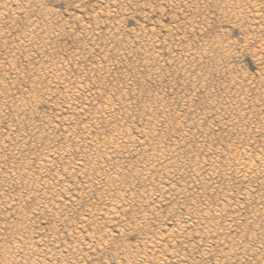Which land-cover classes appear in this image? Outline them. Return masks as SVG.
Instances as JSON below:
<instances>
[{"label":"rangeland","instance_id":"374dc122","mask_svg":"<svg viewBox=\"0 0 264 264\" xmlns=\"http://www.w3.org/2000/svg\"><path fill=\"white\" fill-rule=\"evenodd\" d=\"M23 1L0 0V114L2 113V115H0V160L3 159L0 161V163L2 162V165L0 166V248H2L0 251L4 250V252H0V258L2 257L0 259V264H30V262L34 264L39 260H41L42 262L39 261L41 263L38 262V264H47L49 262V258H51L52 260L53 253L56 252V250L60 254L57 252L54 254L55 260L53 258V261H57V263L50 261V263L52 264H73V262L74 264H148L149 262L150 264H218V262L219 264H241L242 262H244L245 264H264V257H261L264 256V243H262L264 241V211L262 209V204L264 203V201H260L264 200V197H262L264 196L262 195L264 193L261 192L262 190L264 192V189L258 187V182L254 178L242 183L234 177V174H232L234 173V169L229 170L230 172L226 170L228 168L227 163H233L235 159L234 156H236L237 158L240 154H242L243 150H245L247 153L249 152L248 155H251L253 158L257 154L261 155L260 150L264 151V142H262L264 141V132H260L264 131V0H242L241 2L240 0H237V2H240V4L238 3V9L240 11L236 8L237 6L235 7V5L237 4L234 1L236 0H36L37 2L34 1V3H30L28 5H26L27 3ZM226 2L228 3V6ZM232 2H234L235 5L231 4ZM229 3L231 5H229ZM222 4L224 7L226 6L225 10ZM244 4L246 6H244ZM16 5H18V7ZM230 6H234L231 9L234 10L235 13L234 11L232 12L231 9H229L231 10V12L229 10L227 11ZM243 8H247V10H243ZM241 10L243 11V13H241ZM233 14H235L236 16H233ZM31 30L32 33L30 32ZM34 33L36 36L34 35ZM31 34V43L22 42V38L24 35L27 36ZM221 50H224L223 53ZM186 55L190 56L189 59ZM11 65L13 66V69H10V67L12 68ZM57 67H59V69ZM52 71H54L53 74L55 75L51 73ZM78 88H82V90ZM73 90L79 91L80 94L78 96L75 95V92ZM20 96L22 97V99L20 98ZM105 99L110 100H108L107 103L109 105L111 104V106L109 107H112V112L109 111L101 114L96 108H101L103 102L104 104H106ZM244 102L246 104H243ZM19 103H23V107L20 109L18 107ZM104 104L103 107L105 106ZM161 104L162 107L160 106ZM78 108L79 110H77ZM148 108L151 110H149ZM161 108L163 110L162 112ZM127 112L129 113L127 114ZM70 113H73L72 116ZM113 115L115 117L112 118ZM108 118L112 119L109 121ZM114 119L116 122L114 121ZM106 120L109 123L106 122ZM230 120H232L230 122L231 124L228 123ZM258 124L260 127L258 126ZM125 130L128 131L127 133H129L130 137L128 136L126 139L124 138V141H121L123 140V137L120 138L121 134L123 135ZM142 132L143 136L141 135ZM155 133L156 135H154ZM151 135H154L155 137ZM116 137L120 138V148L119 150L117 149L116 153L111 155L113 156L110 157L111 161H105L103 163L104 165L106 164L105 166L108 169L104 165H102V162H99L96 165L98 170L105 168L103 170H108L109 172H111L112 169L120 170L121 168L120 171L122 175L120 176H122L124 179L122 177H119L118 187L115 188L120 192L114 190L115 194H113V192L110 191L109 195L113 194L112 196H115L118 192L122 193L121 191L127 189V193H125L127 196H130L132 194V196L130 197L136 196L135 198H137V200H143L144 202H149L150 204H148L149 206H147V208H143L141 206L139 207V204H141V202H138L135 198H133L135 200H133L134 205H132L134 206L133 210L135 211L131 210L133 206L131 209H127L129 212L126 210V208H124L127 212L125 211L121 214L119 213L115 220H108L107 218H105L106 216H104V214L101 212L103 211L105 213L109 207L106 202V197L109 196L108 193L105 194V196L101 195L100 197V193L102 194L101 189H97L100 192L98 191L96 193L99 194L95 193V191H97L96 189L93 190V193L88 192V190L84 187L82 188V186H85L84 183L90 180L89 177V179L81 178L78 174L70 176L71 174H64L63 169L66 167L68 168V170L70 169L69 172L73 173L74 170L76 171L78 165L80 167H86L85 169L91 167V164H93L92 161H94L93 159L96 155L94 154L93 147L90 146L93 145L92 142L94 143V141H96L98 143H96L95 145H99L103 144L104 141H110V139L115 138L116 140ZM139 138L142 139V141ZM259 139L261 140V142H259ZM7 142H9L10 145L8 144L7 146ZM152 144H155L156 147ZM250 144L252 147L250 146ZM5 145L6 147L10 146L12 148L10 149L3 147ZM150 145L151 147H149ZM175 145H177L179 148ZM157 146H163L164 148H166L164 149ZM88 147L90 148V150ZM231 147H234L235 149H233L232 151ZM67 148H70L71 151L69 150L66 156H62L58 153L66 150ZM155 148L157 150L160 148L159 151H163L165 153V156L169 158L168 161H170L171 158V162L176 163L175 165L173 164V166L170 167L173 170L169 169L168 171H165L163 169H160L161 167L159 168L157 166L155 169L156 171L154 172L156 174L154 175L153 173V175L155 176L153 182L151 181V178H149V180L152 182L151 184L149 180L145 182L143 180H139L140 178H138V180L134 179L132 173L137 171V169H142L143 165H147V163L152 164V162L148 159L150 157L149 155L152 153V150ZM173 149L177 152L174 153V158H172L173 156L170 154ZM229 149L232 153H230ZM16 150L17 153H15ZM144 150L147 151L143 152ZM55 151L57 152L55 153ZM179 151H181V154L184 152L182 154L183 158H180L182 156L181 154H179ZM166 152L169 153L166 155ZM19 153L20 155H18ZM14 154H16V156ZM98 154H102V152ZM115 154H117V157L115 156ZM227 155L228 157H226ZM12 156L15 159H12ZM43 157L50 159L49 166H51V169L48 166L45 167L46 169H48V172L46 169L41 171V173H44L46 177L40 173V169L39 167H37L40 165ZM191 157L193 158L191 159L193 163H191ZM216 157H218V159ZM186 158L189 161H185ZM201 158L203 159L201 160ZM216 159L218 161H216ZM13 160L16 161L14 164L12 163ZM101 160L104 159L102 158ZM193 160H197L198 162H200H196L199 165L196 164ZM23 161L24 163L27 161V164L25 163L26 165H23ZM205 162L207 163V165L205 164ZM4 163L5 165H3ZM94 163L96 162L94 161ZM155 163L153 164L155 165ZM187 163L191 168L187 166ZM190 163L192 164V166ZM194 163L195 165H193ZM64 164H66V166ZM110 164H113L112 167H110ZM177 165L179 169L176 167ZM218 165L220 167H217ZM2 166L4 167L2 168ZM147 166H149V164ZM183 166L184 168L187 167L185 168L187 170L182 168ZM203 166L205 167V169H203ZM224 166L227 168H225ZM207 167H209L210 169H208ZM132 168H134V171L131 170ZM174 168L177 169L175 170ZM194 168L199 171L197 174L193 172ZM188 169H191L192 172H190ZM201 169H203V171L205 170L206 172L204 171L205 173H203ZM211 169L215 172H211ZM179 170L182 171L180 172ZM183 170L185 171L183 172ZM21 172L23 173L21 174ZM46 172L48 174H46ZM166 172L167 175H165ZM225 172L228 173L226 174ZM126 173L130 178L126 176ZM206 173H208L209 177ZM56 174L60 175V180H57L55 182L56 179L53 180V178H55L54 175ZM157 174L159 175L158 177ZM161 174L163 176H161ZM211 174H213V176ZM11 175L14 177H12ZM20 175H23V177H21ZM200 175L203 176L201 177ZM42 176H44L45 178ZM205 176L207 177L204 178ZM210 177L212 178L210 179ZM38 178L44 181H41ZM131 178H133L134 181H132L133 179L131 180ZM160 178L161 180L164 179L163 182H165V180H167L166 182L168 183L171 182V184L175 187V190H181L183 194L186 195L187 199H184L183 201L180 200V202H183L182 204H184V206L186 207L182 206V204L179 203V201H177L174 196H170L167 199H164L165 201H162V203H164V206L156 202V199L159 195L158 192L155 193L154 189L155 185L157 184V180H159ZM198 178L199 180H197ZM21 179L22 181L24 180L23 183ZM28 179L32 182H29ZM47 179L51 181L49 182ZM82 179H84V181ZM120 179L122 181H120ZM13 180L14 184L12 183ZM62 180L65 181L63 182ZM15 181H17L19 185L17 184V182L15 183ZM92 181L95 182L94 180ZM8 182H10L11 184ZM27 182L31 183L32 185H29V183ZM44 182L51 183L52 185L50 186L53 189H51L50 187L49 189L51 190H47V192L45 189H42L44 185L41 184H44ZM122 182H124L125 184ZM139 182L142 184L138 186V184H140ZM24 183L28 185L26 186ZM57 183L61 185L59 186L60 188L57 187ZM134 183L135 185H133ZM15 184L18 186H16ZM122 185H124L125 188ZM29 186L31 187L28 189ZM103 186L104 185L102 184L100 187L103 188ZM130 186H132L133 188H130ZM182 186L183 188H181ZM189 186L191 189L188 188ZM194 186L196 187V189L194 188ZM253 186H257V188H253ZM11 187L13 190L11 189ZM33 187L34 190L38 193L33 192ZM8 188H10L9 192ZM187 188L188 192L183 190H187ZM131 189L134 191H132ZM138 189H140L141 191ZM142 190L146 194H144ZM40 191H42L41 193H43L44 196L40 193ZM58 191L62 196L58 194ZM129 191L131 192L128 193ZM246 191L251 196L249 197V200L247 198L249 195H246ZM24 192L26 195L24 194ZM64 192H66V195L71 194V196H68L71 198L68 199ZM79 192L80 194H78ZM242 192H245L246 196L243 195L244 193ZM257 192H260L261 195L259 194L258 196ZM33 193L38 194V200H36L37 197ZM50 193L51 196L49 197ZM52 193L54 194V196H52ZM138 193L139 195H141V197L138 195ZM149 193L152 196L148 195ZM86 194L87 196H85ZM201 195L203 197L206 195V197L203 198ZM256 195L258 198L256 197ZM1 196L3 197L1 198ZM78 196L80 197L77 198ZM83 196L85 197L83 198ZM242 196H244V198ZM23 197L25 198L23 199ZM48 197L50 200L48 199ZM72 197L74 198L76 204L72 201ZM192 197H194V200H192ZM259 197H261V199H259ZM6 199L8 200V202H6ZM98 199L102 200L100 201ZM145 199H147V201ZM224 199H228L229 203L226 204V201H224ZM257 199L259 202H261V204L258 205ZM3 200L5 201L3 202ZM76 200H78V202H76ZM211 200L213 201L212 203ZM63 201L65 202L64 204ZM40 202H44V205ZM71 202L74 204H72ZM185 202L186 204H188L186 205ZM2 203L7 204L1 207L3 205ZM127 203V201L124 202L125 205ZM221 203H224L223 205L226 204L222 208L223 211L219 215L220 217H224H221V219L214 212H211V214L214 213L212 214L213 217H211L212 215L208 212L210 214L211 220H207L208 223H211V225L215 223V219L218 220H216V223L218 224L220 230H218V227L216 230H218L219 232L223 230V232L221 233L222 235L219 234L221 235V238L218 235L217 237L220 240L218 238L212 239L211 237H205V234L203 233L205 228L195 221L196 216H194L193 211L196 209L198 213L201 212L200 215H203V211H214V209L219 207ZM10 204L16 206H14L16 208V211ZM38 205L41 207H38ZM137 205L140 209L137 208ZM200 205L201 207H199ZM255 206H257L258 208ZM187 207L190 208L188 211L186 210ZM47 208L49 209L47 210ZM52 208H54V210H52ZM254 208H256V210L258 211L257 213H260L259 218L262 217L261 219H259L258 217V219L256 218L255 215H257V213L253 212ZM19 209L21 211H19ZM248 209H251V211ZM58 210L59 213L56 212ZM150 210H153V212ZM256 210L254 209V211ZM3 211L5 213H3ZM52 211L54 212V214H52ZM149 212H152L153 214L151 213L150 215H148ZM90 213H92L93 215H98L93 216ZM88 214H90V216ZM251 214L253 215V217ZM55 215H57L58 217ZM59 215L61 219H63V221L60 220ZM120 215L121 217L119 218ZM139 215L141 216L139 217ZM92 216L94 218H92ZM66 217L68 218V220L64 219ZM143 217L145 220L143 219ZM233 217H235L236 220H233L234 223L231 224H234L232 226H234V229L236 231L232 226L230 228H232L234 232L232 231V229L230 230V228H227V225L230 224V222H227V218L228 220H230ZM247 218H252L253 221ZM92 219L95 221H93ZM255 219L257 221L253 223ZM54 220L58 221L54 223ZM83 220L86 222L83 223ZM222 220L226 221L222 222ZM192 221L195 223L194 225L192 224ZM211 221H213L214 223H212ZM62 222H65L64 226ZM119 222H121V224ZM187 222L188 229L187 231L185 230L186 232H178V237H176V239L166 237L167 235H169L168 233H170V230L176 231L178 228L177 226L181 225L182 228V225H187ZM240 222H242L243 224H240ZM17 223L21 224V226ZM117 223H119L120 225ZM252 224H255V228ZM83 225L85 226V228ZM114 225H116L117 228H115L116 226ZM236 226L239 228H237ZM68 230L70 231L68 232ZM228 230L231 231V233ZM15 232L18 235L15 234ZM198 232L199 234H197ZM227 232L230 235H228ZM92 234H94L93 236L95 238L92 236ZM37 235L40 237H37ZM55 235L57 237H55ZM89 235L92 237L90 238ZM104 235H106L107 237ZM161 235L163 236V240L160 238ZM224 235H227L225 239H223ZM175 236L176 234H174V237ZM247 236L250 238V240ZM22 237L24 239H22ZM201 237L204 240H202ZM13 238H17L16 241L18 242L21 241L24 244H30L29 249L31 251L27 249L28 251L23 254V250H19V252L17 253L11 250V247L13 245L11 243H14L15 241V239ZM38 238L40 240H46L47 244H40L41 242H45H43V240L40 241ZM156 238H159L161 240L159 241V239L157 240ZM231 238H233V240ZM238 238L244 239V241ZM253 238L254 240H256L254 241ZM89 239H91L92 241H90ZM251 239L254 243L251 241ZM24 240H26V242ZM108 241L110 244L108 243ZM149 241H152L153 243L151 242L150 244H148ZM233 241H238L239 243H234ZM35 242H38L39 244ZM71 243L73 245H71ZM185 243H188V245ZM55 244L56 246L59 244V246L56 247ZM84 244L88 247H85ZM60 245L62 246V248H60ZM149 245H152V248ZM159 246L162 247L160 248ZM238 246L241 248L239 249ZM54 247H56V249ZM141 247L143 248L141 249ZM234 248L237 250H235ZM246 248L249 251H247ZM243 249L245 250L244 255L240 253ZM20 251L22 252L21 254ZM225 251H227V253ZM231 251L234 254L231 253ZM237 251H239V253H236ZM256 251H258V253ZM39 252L43 255L45 253V255L41 256L42 254H40ZM13 253L14 256H12ZM248 253L250 256L248 255ZM46 254H49V257L46 256ZM19 255L22 256L20 257ZM27 255H30V257L28 258ZM204 255H206V257ZM17 256H19V258ZM159 256L161 258H159ZM169 256H171V258H169ZM234 256L235 258H233ZM23 257L27 260L23 259ZM45 258L47 262L45 261ZM237 258L240 260H238ZM222 259L225 262L222 261ZM19 260L21 261L19 262ZM247 260H249V262H247ZM33 261L35 262L33 263ZM44 261L46 263H43Z\"/></svg>","mask_w":264,"mask_h":264},{"label":"bare ground","instance_id":"6f19581e","mask_svg":"<svg viewBox=\"0 0 264 264\" xmlns=\"http://www.w3.org/2000/svg\"><path fill=\"white\" fill-rule=\"evenodd\" d=\"M23 0H21V2H22ZM34 1L35 2H37L36 0H24L23 2H26L27 4L26 5H28V4H30V3H34ZM39 1V0H38ZM242 0H240V2H241ZM257 1V0H256ZM234 2H236V4L237 5H235L234 4ZM234 2H232L231 4H234L235 5V7L238 9V5L240 4V2H237V0L236 1H234ZM239 3V4H238ZM255 3V2H254ZM260 3V2H259ZM263 3V2H262ZM9 4V3H8ZM21 4H23V3H21ZM25 4V3H24ZM226 4H227V6H228V3L226 2ZM230 3H229V5H231ZM247 4V3H246ZM256 4V3H255ZM258 4V3H257ZM261 4V3H260ZM26 5H24V6H26ZM34 5V4H33ZM224 5H225V3H224ZM252 5V4H251ZM264 5V4H263ZM17 7H18V5H16ZM30 6V5H29ZM29 6H27V7H29ZM222 6H223V4H222ZM244 6H246L245 4H244ZM254 6V5H253ZM252 6V7H253ZM261 6V5H260ZM224 7V6H223ZM234 7V6H233ZM232 6H230V8H228L227 9V11L229 10V9H231V8H233ZM241 7H242V5H241ZM240 7V8H241ZM20 9V8H19ZM221 9V8H220ZM223 9V8H222ZM226 9V6L224 7V10ZM236 9V10H237ZM246 10H247V8H245ZM244 8H243V10H245ZM232 10V9H231ZM231 10H229L230 12H231ZM239 10V9H238ZM234 10H232V12H233ZM240 11V10H239ZM239 11H238V15H239ZM242 11V10H241ZM6 12V11H5ZM18 12V11H17ZM246 12V11H245ZM228 13V12H227ZM234 13H235V11H234ZM241 13H243V11L241 12ZM229 14V13H228ZM231 14V13H230ZM236 14H237V12H236ZM235 14H233V16H234ZM237 15V16H238ZM241 15V14H240ZM236 16V15H235ZM238 18V17H237ZM31 24V23H30ZM35 27V26H34ZM37 28V27H36ZM32 29V28H31ZM34 30V29H33ZM28 31V30H27ZM26 32V31H25ZM31 33H32V30L30 31ZM28 33V32H27ZM25 34V33H24ZM22 35H23V33H22ZM21 35V36H22ZM34 35H35V33H34ZM36 36V35H35ZM111 38V37H110ZM31 39H32V34L31 35H27V36H23V38H22V42H28V43H31L30 41H31ZM34 39V38H33ZM18 40H19V38H18ZM21 43V42H20ZM46 43V42H45ZM22 44V43H21ZM23 45V44H22ZM220 46V45H219ZM223 46V45H222ZM226 47H228V46H226ZM221 48H223V47H221ZM50 49V48H49ZM218 51V50H217ZM222 51V50H221ZM224 51V50H223ZM223 51H222V53H223ZM225 51H227V50H225ZM203 52V51H202ZM186 53V52H185ZM184 53V54H185ZM221 53V54H222ZM42 54V53H41ZM51 54V53H50ZM190 54H192V53H190ZM200 54V53H199ZM188 55V54H187ZM186 55V56H187ZM223 55V54H222ZM191 56H193V55H191ZM157 57V56H156ZM188 57V59H189V57L190 56H187ZM194 57H195V54H194ZM199 57V56H198ZM197 57V58H198ZM221 57V56H220ZM223 57V56H222ZM186 58V57H185ZM193 58V57H192ZM191 58V59H192ZM44 59V58H43ZM190 59V60H191ZM199 59V58H198ZM223 59V58H222ZM66 60V59H65ZM64 60V61H65ZM193 60V59H192ZM227 60V59H226ZM45 62V61H44ZM48 63V62H47ZM62 63V62H61ZM187 63V62H186ZM63 64V63H62ZM67 64V63H66ZM65 64V65H66ZM97 64V63H96ZM43 65V64H42ZM56 65V64H55ZM12 66V65H11ZM44 66V65H43ZM68 66V65H67ZM47 67V66H46ZM56 67V66H55ZM60 67V66H59ZM59 67H57L58 69H59ZM15 68V67H14ZM48 68V67H47ZM62 68V67H61ZM67 68V67H66ZM101 68V67H100ZM10 69H13V66H12V68L10 67ZM16 69V68H15ZM14 69V70H15ZM91 69V68H90ZM99 69V68H98ZM47 70H49V69H47ZM66 70V69H65ZM93 70V69H92ZM96 72V71H95ZM102 72V71H101ZM52 74L54 73V71H52L51 72ZM66 73V72H65ZM53 75H55V74H53ZM52 75V76H53ZM65 76V75H64ZM68 76V75H67ZM40 78V77H39ZM38 78V79H39ZM52 78V77H51ZM61 78V77H60ZM69 78V77H68ZM68 80V79H67ZM36 81V80H35ZM62 81V80H61ZM80 81V80H79ZM54 82V81H53ZM64 82V81H63ZM69 82V81H68ZM35 83V82H34ZM51 83V82H50ZM77 84V83H76ZM75 85V84H74ZM57 86V85H56ZM68 86V85H67ZM72 86V85H71ZM89 88V87H88ZM78 89H81L82 90V88H78ZM66 90V89H65ZM67 91V90H66ZM74 91V90H73ZM75 92V95H79L80 93H79V91H74ZM92 92V91H91ZM9 93V92H8ZM20 94V93H19ZM67 94V93H66ZM6 95V94H5ZM17 95V94H16ZM15 95V96H16ZM2 96V95H1ZM55 96V95H54ZM57 96V95H56ZM9 97V96H8ZM8 97H6V98H8ZM13 97V96H12ZM28 97V96H27ZM63 97V96H62ZM80 97V96H79ZM90 97V96H89ZM227 97V96H226ZM4 98H5V96H4ZM14 98V97H13ZM20 98L22 99V97L20 96ZM2 99V98H1ZM9 99H11V98H9ZM15 99V98H14ZM87 99H90V98H87ZM112 99V98H111ZM17 100H19V99H17ZM27 100V99H26ZM65 100V99H64ZM63 100V101H64ZM77 100V99H76ZM106 100V104H104V102L102 103V105H101V108H96L101 114L102 113H106V112H112L111 111V108L109 107V106H111V104L109 105L107 102H108V100L107 99H105ZM225 100V99H224ZM228 100V99H227ZM230 100H231V98H230ZM243 100V99H242ZM3 101V100H2ZM15 101V100H14ZM21 101H23V100H21ZM30 101V100H29ZM62 101V102H63ZM83 101H85V100H83ZM110 101V100H109ZM239 101V100H238ZM69 102V101H68ZM75 102V101H74ZM78 102V101H77ZM76 102V103H77ZM93 102V101H92ZM227 102V101H226ZM237 102V101H236ZM67 103V102H66ZM84 103V102H83ZM214 103H215V101H214ZM213 103V104H214ZM224 103V102H223ZM232 103V102H231ZM22 104V105H21ZM71 104V103H70ZM74 104V103H73ZM89 104V103H88ZM91 104V103H90ZM103 104L105 105L104 107H103ZM221 104V103H220ZM227 104V103H226ZM243 104H246L245 102L243 103ZM9 105V104H8ZM13 105V104H12ZM65 105V104H64ZM72 105V104H71ZM118 105V104H117ZM230 105V104H229ZM241 105V104H240ZM57 106V105H56ZM69 106V105H68ZM88 106V105H87ZM112 106H114V105H112ZM161 107H162V104L160 105ZM239 106V105H238ZM10 107V106H9ZM13 107V106H12ZM18 107H19V109L20 108H22L23 107V103H19L18 104ZM24 107H25V104H24ZM73 107V106H72ZM75 107V106H74ZM89 107V106H88ZM96 107V106H95ZM218 107H220V106H218ZM66 108V107H65ZM92 108V107H91ZM163 108H164V106H163ZM18 109V110H19ZM71 109V108H70ZM81 109V108H80ZM149 109V108H148ZM169 109V108H168ZM224 109V108H223ZM230 109H231V107H230ZM4 110V109H3ZM69 110V109H68ZM76 110V109H75ZM77 110H79V108L77 109ZM84 110V109H83ZM88 110V109H87ZM91 110V109H90ZM115 110V109H114ZM119 110V109H118ZM149 110H151V109H149ZM149 110H148V112H149ZM72 111H74V110H72ZM163 110H162V108H161V112H162ZM224 111V110H223ZM64 112V111H63ZM68 112V111H67ZM67 112H66V114H67ZM76 112V111H75ZM80 112V111H79ZM97 112V111H96ZM69 113V112H68ZM77 113V112H76ZM118 113H120V112H118ZM129 112H127V114H128ZM151 113V112H150ZM149 113V114H150ZM227 113V112H226ZM242 113V112H241ZM240 113V114H241ZM71 114V113H70ZM73 114V113H72ZM72 114H71V116H72ZM83 114V113H82ZM109 114V113H108ZM112 114V113H111ZM110 114V115H111ZM222 114V113H221ZM0 115H2V113L0 114ZM76 115V114H75ZM79 115V114H78ZM84 115V114H83ZM242 115V114H241ZM69 116V115H68ZM67 116V117H68ZM130 116V115H129ZM228 116V115H227ZM243 116V115H242ZM88 117V116H87ZM111 117V116H110ZM113 117H115L114 115L112 116V118ZM100 118V117H99ZM111 118V119H112ZM163 118V117H162ZM67 119V118H66ZM87 119H89V118H87ZM104 119H106V118H104ZM109 119V121L111 120L110 118H108ZM151 119V118H150ZM164 119V118H163ZM230 119H231V117H230ZM65 120V119H64ZM68 120H69V118H68ZM92 120V119H91ZM101 120H102V118H101ZM152 120H153V118H152ZM229 120V119H228ZM238 120V119H237ZM93 121V120H92ZM114 121H115V119H114ZM113 121V122H114ZM145 121H146V119H145ZM148 121V120H147ZM232 120H230L228 123H230ZM63 122H65V121H63ZM101 122V121H100ZM106 122H108L107 120H106ZM113 122H111V123H113ZM116 122V121H115ZM165 122V121H164ZM237 122V121H236ZM109 123V122H108ZM162 123V122H161ZM182 123V122H181ZM88 124V123H87ZM94 124V123H93ZM105 124H107V123H105ZM179 124V123H178ZM231 124V123H230ZM264 124V123H263ZM97 125V124H96ZM151 125H152V123H151ZM236 125V124H235ZM257 125V124H256ZM81 126V125H80ZM88 126V125H87ZM98 126V125H97ZM101 126V125H100ZM114 126V125H113ZM145 126V125H144ZM148 126V125H147ZM150 126V125H149ZM231 126V125H230ZM234 126V125H233ZM258 126H259V124H258ZM89 127H90V125H89ZM146 127V126H145ZM153 127V126H152ZM239 127V126H238ZM260 127V126H259ZM258 127V128H259ZM261 127H263V126H261ZM69 128V127H68ZM87 128V127H86ZM93 128V127H92ZM228 128V127H227ZM136 129V128H135ZM155 129V128H154ZM232 129V128H231ZM239 129V128H238ZM261 129V128H260ZM95 130H96V128H95ZM143 130V129H142ZM230 130V129H229ZM263 130V129H262ZM119 131V130H118ZM126 131V130H125ZM125 131H124V134L122 135L121 133H119V134H121V137L120 138H122L123 137V140H121V141H124V138L126 139L128 136H129V133H127L128 131H126V133H125ZM130 131V130H129ZM71 132V131H70ZM88 132V131H87ZM121 132V131H120ZM258 132V131H257ZM260 132H264V131H260ZM66 133V132H65ZM68 133V132H67ZM71 133H73V132H71ZM82 133V132H81ZM114 133V132H113ZM140 133H141V131H140ZM145 133V132H144ZM256 133V132H255ZM74 134V133H73ZM73 134H71V135H73ZM117 134V133H116ZM146 134V133H145ZM149 134V133H148ZM151 134V133H150ZM153 134V133H152ZM264 134V133H263ZM78 135V134H77ZM142 136H143V132H142V134H141ZM154 135H156V133L154 134ZM154 135H151V136H154ZM66 136V135H65ZM76 136V135H75ZM80 136V135H79ZM104 136V135H103ZM120 136V135H119ZM145 136V135H144ZM158 136V135H157ZM261 136V135H260ZM85 137V136H84ZM94 137H95V135H94ZM130 137V136H129ZM148 137V136H147ZM155 137V136H154ZM264 137V136H263ZM106 138V137H105ZM120 138H117L116 137V140H115V138L114 139H110V141H104L103 142V144H97V145H95L96 143H98V142H96V141H94V143L92 142V144L93 145H90V146H92L93 147V150H94V154H96L95 155V157H94V161L96 162V163H94V161H92L93 162V164H91L92 166L91 167H89V168H87V169H85L86 167H84V166H82V167H80L79 165H78V167H77V169H76V171L74 170V172L72 173V172H69V170H68V168H66L65 166H66V164H64L65 166V168L63 169V173L64 174H71L70 176H73L74 174H78L81 178H90V180H88V181H86L85 183H84V185L85 186H82V188L84 187L85 189H87L88 190V192H92L93 193V190H97V189H101L102 190V194L100 193V197H101V195L102 196H105V194H107L108 193V195H109V192L111 191V192H113V194H115L114 193V190L115 191H119L118 189H115V188H117L118 187V181H119V177L121 178L122 176H120V175H122L121 174V168H120V170L119 169H115V170H111V172H109L108 170H103V169H105V168H103V169H101V170H98V168H97V163H99V162H102V165H104L103 163L105 162V161H111L110 160V157H113V156H111L112 154H114V153H116V151H117V149L119 150V148H120ZM149 138V137H148ZM23 139V138H22ZM66 139V138H65ZM74 139H75V137H74ZM89 139V138H88ZM136 139V138H135ZM140 139V138H139ZM142 139H143V137H142ZM142 139H140L141 141H142ZM145 139V138H144ZM157 139H158V137H157ZM7 140V139H6ZM76 140H78V139H76ZM91 140V139H90ZM102 140V139H101ZM119 140V141H118ZM127 140H129V139H127ZM147 140V139H146ZM150 140V139H149ZM154 140V139H153ZM260 140V139H259ZM264 140V139H263ZM81 141V140H80ZM87 141V140H86ZM134 141V140H133ZM151 141V140H150ZM256 141V140H255ZM129 142V141H128ZM127 142V143H128ZM144 142H145V140H144ZM259 142H261V140L259 141ZM262 142H264V141H262ZM2 143V142H1ZM80 143V142H79ZM100 143H102V142H100ZM147 143H149V142H147ZM156 143V142H155ZM162 143V142H161ZM178 143V142H177ZM4 144V143H3ZM8 144H9V142H7V146H8ZM26 144V143H25ZM89 144V143H88ZM129 144V143H128ZM138 144V143H137ZM142 144V143H141ZM140 144V145H141ZM146 144V143H145ZM144 144V145H145ZM203 144V143H202ZM254 144V143H253ZM255 144H256V142H255ZM258 144V143H257ZM10 145V144H9ZM13 145H14V143H13ZM24 145V144H23ZM82 145H84V144H82ZM143 145V146H144ZM152 145H154L155 146V144H152ZM204 145V144H203ZM169 146V145H168ZM167 146V147H168ZM175 146H177V145H175ZM237 146V145H236ZM239 146V145H238ZM249 146V145H248ZM250 146H251V144H250ZM1 147V146H0ZM3 147H6V145L5 146H3ZM2 147V148H3ZM14 147V146H13ZM22 147V146H21ZM83 147V146H82ZM87 147V146H86ZM149 147H151V145L149 146ZM148 147V148H149ZM153 147V146H152ZM156 147V146H155ZM157 147H162V148H164L163 146H157ZM178 147V146H177ZM177 147H176V150H177ZM202 147V146H201ZM252 147V146H251ZM260 147H262V146H260ZM6 148H12V147H6ZM17 148V147H16ZM50 148V147H49ZM71 148V147H70ZM70 148H67L66 150H61L62 152H58L60 155H67L68 154V152H69V150H70ZM76 148H78V147H76ZM89 148V147H88ZM122 148V147H121ZM146 148V147H145ZM166 148V147H165ZM164 148V149H165ZM179 148V147H178ZM209 148H211V147H209ZM232 149V151H233V149H235L234 147H231ZM255 148V147H254ZM1 149V148H0ZM5 149V148H4ZM19 149V148H18ZM17 149V150H18ZM23 149V148H22ZM25 149V148H24ZM86 149V148H85ZM84 149V150H85ZM150 149V148H149ZM172 149V148H171ZM170 149V150H171ZM182 149V148H181ZM180 149V150H181ZM240 149V148H239ZM239 149H236V150H239ZM245 149V148H244ZM8 150V149H7ZM17 150H16V152L15 153H17ZM49 150V149H48ZM89 150H90V148H89ZM108 150H111V151H108ZM160 150V148L157 150L156 148L155 149H153L152 150V153L149 155L150 157H149V159L148 160H150L151 162H152V164H150V163H147V165L149 164V166H147V165H143V167H142V169H137V171H135L134 173H132L133 174V178L134 179H136V180H138V178H140L139 180H143V181H147V180H149V178H151V181L153 182V180H154V175L156 174V173H154L156 170V167L158 166L160 169H163V170H165V171H168L169 169L171 170L172 168H170L171 166H173V164L175 165L176 163L175 162H171V158H170V161H168L169 160V158H167L166 156H165V153L163 152V151H159ZM162 150V149H161ZM186 150V149H185ZM230 150V149H229ZM231 150H230V153H232L231 152ZM250 150V149H249ZM248 150V151H249ZM260 150V149H259ZM23 151V150H22ZM71 151V150H70ZM134 151H136V150H134ZM147 150H144L143 152H146ZM158 151H159V153H158ZM165 151H167V150H165ZM184 151V150H183ZM211 151V150H210ZM235 151V150H234ZM258 151V150H257ZM261 152V155L260 154H257V155H255L254 156V158L250 155H248V153L245 151V150H243L242 151V154H240L237 158H236V156H234V155H232V156H234L235 157V159H234V161L233 160H231V161H233V163H230V162H228V161H226V162H228L227 164H228V168L227 167H225V168H227L226 170L227 171H229V170H232V169H234L233 170V172L234 173H232V174H234V177L236 178V179H238V181L239 182H244V181H247V180H249V179H255V180H257V182H258V187H260L261 189H264V151L263 150H260ZM13 152V151H12ZM19 152V151H18ZM20 152H21V150H20ZM49 152V151H48ZM57 151H55V153H56ZM84 152V151H83ZM102 152V154H98V153H101ZM176 151L173 149V151H171V155L173 156H171L172 158H174V153H175ZM181 151H179V154H181L180 153ZM185 152V151H184ZM183 152V153H184ZM216 152V151H215ZM222 152V151H221ZM236 152V151H235ZM251 152V151H250ZM54 153V154H55ZM120 153V152H119ZM169 153V152H168ZM167 152H166V155L168 154ZM177 153V152H176ZM182 153V154H183ZM186 153V152H185ZM241 153V152H240ZM247 153V154H246ZM121 154V153H120ZM128 154V153H127ZM149 154V153H148ZM169 154V155H170ZM182 154H181V156H182ZM218 154V153H217ZM237 154V153H236ZM239 154V153H238ZM15 156H16V154H14ZM13 155V156H14ZM18 155H20V153L18 154ZM47 155V154H46ZM58 155V154H57ZM88 155V154H87ZM86 155V156H87ZM117 154H115V156H116ZM136 155V154H135ZM185 155V154H184ZM219 155H220V153H219ZM218 155V156H219ZM12 156V157H13ZM48 156V155H47ZM51 156V155H50ZM64 156V157H65ZM73 156V155H72ZM84 156V155H83ZM91 156V155H90ZM177 156V155H176ZM191 156V155H190ZM189 156V157H190ZM214 156V155H213ZM217 156V155H216ZM10 157V156H9ZM8 157V158H9ZM52 157V156H51ZM71 157V156H70ZM85 157V156H84ZM117 157V156H116ZM119 157V156H118ZM168 157H170V156H168ZM179 157V156H178ZM177 157V158H178ZM193 157V156H192ZM190 158V160L191 159H193V158ZM221 157V156H220ZM226 157H228V155L226 156ZM17 158V157H16ZM19 158V157H18ZM53 158H54V155H53ZM56 158V157H55ZM92 158V157H91ZM104 159V160H101V159ZM143 158V157H142ZM148 158V157H147ZM180 158H183V156L182 157H180ZM184 158H185V156H184ZM188 158V157H187ZM187 158H186V160L185 161H189V160H187ZM196 158V157H195ZM213 158V157H212ZM215 158V157H214ZM217 159H218V157H216ZM231 158V157H230ZM12 159H15L14 157L12 158ZM11 159V160H12ZM61 159H62V157H61ZM144 159H146V158H144ZM203 158H201V160H202ZM216 159V161H218ZM1 160H3V159H1ZM0 160V161H1ZM10 160V161H11ZM20 160V159H19ZM23 160V159H22ZM41 160V159H40ZM72 160V159H71ZM87 160V159H86ZM92 160V159H91ZM119 160H121V159H119ZM126 160V159H125ZM143 160V159H142ZM172 160H174V159H172ZM177 160V159H176ZM14 161V160H13ZM12 161V163L14 164L16 161H14L13 162ZM80 161V160H79ZM113 161V160H112ZM146 161V160H145ZM195 163L196 162H198L197 160H193ZM215 161V160H214ZM4 162V161H3ZM7 162V161H6ZM5 162V163H6ZM9 162V161H8ZM21 162V161H20ZM27 162V161H26ZM25 162V163H26ZM51 162H52V160H51ZM54 162V161H53ZM65 162V161H64ZM67 162V161H66ZM90 162V161H89ZM117 162V161H116ZM156 162V163H155ZM178 162H179V160H178ZM2 163V162H1ZM0 163V166L2 165ZM5 163L3 164V165H5ZM24 163V161H23V165L25 164ZM77 163V162H76ZM153 163H155V165L153 164ZM189 163V162H188ZM187 163V164H188ZM191 163H193L192 162V160H191ZM190 163V164H191ZM195 163L193 164V165H195ZM198 163H200V162H198ZM198 163H196V164H198ZM212 163V162H211ZM215 163V162H214ZM213 163V164H214ZM217 163H219V162H217ZM223 163H225V162H223ZM10 164V163H9ZM12 164V165H13ZM22 164H20V165H22ZM27 164V163H26ZM25 164V165H26ZM75 164V163H74ZM82 164V163H81ZM80 164V165H81ZM101 164V163H100ZM120 164V163H119ZM141 164V163H140ZM181 164H183V163H181ZM204 164V163H203ZM205 164L207 165V163L205 162ZM50 165V159L49 158H44L43 157V160L40 162V165L39 166H37V167H39V171H40V173H41V171L42 170H45L46 168L45 167H48ZM55 165V164H54ZM83 165V164H82ZM106 165V164H105ZM104 165V166H105ZM109 165V164H108ZM111 166L110 167H112V165L113 164H110ZM199 165V164H198ZM215 165V164H214ZM224 165V164H223ZM8 166V165H7ZM53 166V165H52ZM61 166V165H60ZM115 166V165H114ZM118 166V165H117ZM136 166V165H135ZM186 166V165H185ZM187 166H189V164L187 165ZM191 166H192V164H191ZM212 166V165H211ZM210 166V167H211ZM4 166H2V168H3ZM6 167V166H5ZM10 167V166H9ZM17 167V166H16ZM15 167V168H16ZM18 167H19V165H18ZM24 167V166H23ZM28 167V166H27ZM51 166H49V168H50ZM84 167V168H83ZM99 167H100V165H99ZM106 167V166H105ZM109 167V166H108ZM116 167V166H115ZM177 168H178V165L176 166ZM190 167V166H189ZM195 167V166H194ZM198 167V166H197ZM202 167V166H201ZM204 167V166H203ZM216 167V166H215ZM217 167H220L219 165L217 166ZM13 168V167H12ZM11 168V169H12ZM25 168V167H24ZM55 168V167H54ZM107 168V167H106ZM135 168V167H134ZM134 168H132L131 170H133ZM176 168V169H177ZM182 168H184V166L182 167ZM185 168H187V167H185ZM184 168V169H185ZM191 168V167H190ZM208 169H210L209 167H207ZM224 168V169H225ZM5 169H7V168H5ZM20 169H21V167H20ZM51 169V168H50ZM108 169V168H107ZM110 169V168H109ZM128 169V168H127ZM130 169V168H129ZM158 169V168H157ZM175 169V168H174ZM175 169V170H176ZM179 169V168H178ZM203 169H205V167L203 168ZM203 169H201L202 171H203ZM218 169H220V168H218ZM217 169V170H218ZM222 169V168H221ZM9 170V169H8ZM7 170V171H8ZM47 170V172H48V169H46ZM125 170V169H124ZM136 170V169H135ZM139 170V171H138ZM173 170V169H172ZM174 170V171H175ZM185 170H187V169H185ZM185 170H183V172L185 171ZM189 170V169H188ZM200 170V171H201ZM19 171V170H18ZM22 171V170H21ZM37 171V170H36ZM50 171V170H49ZM128 171V170H127ZM134 171V170H133ZM132 171V172H133ZM180 171V170H179ZM182 171V170H181ZM180 171V172H181ZM190 172H192L191 171V169L189 170ZM201 171V172H202ZM205 171V170H204ZM203 171V173H205ZM214 171V170H213ZM212 171V169H211V172H213ZM9 172V171H8ZM16 172V171H15ZM23 172H24V170H23ZM23 172H21V174L23 173ZM44 172V171H43ZM46 172V174H48ZM126 172V171H125ZM157 172H158V170H157ZM162 172V171H161ZM172 172V171H171ZM178 172V171H177ZM188 172V171H187ZM193 172L194 173H198L199 171L198 170H196V168H194L193 169ZM210 172V171H209ZM215 172V171H214ZM221 172H222V170H221ZM230 172V171H229ZM7 173V172H6ZM56 173V172H55ZM55 173H53V174H55ZM61 173V172H60ZM124 173V172H123ZM128 173V172H127ZM126 173V174H127ZM131 173V172H130ZM153 173H154V175H153ZM164 173V172H163ZM202 173V174H203ZM216 173H217V171H216ZM226 173V172H225ZM224 173V174H225ZM228 173V172H227ZM226 173V174H227ZM9 174V173H8ZM17 174V173H16ZM24 174H25V172H24ZM29 174V173H28ZM42 174V173H41ZM132 174H131V176H132ZM180 174V173H179ZM187 174V173H186ZM207 175H208V173H206ZM218 174H220V173H218ZM225 174V175H226ZM1 175V174H0ZM2 175H3V173H2ZM27 175V174H26ZM30 175V174H29ZM40 175V174H39ZM42 175H44V173L42 174ZM125 175V174H124ZM165 175H167V172H166V174ZM164 175V176H165ZM188 175V174H187ZM187 175H185V176H187ZM212 176H213V174H211ZM217 175V174H216ZM231 175V174H230ZM230 175H228V176H230ZM5 176V175H4ZM9 176V175H8ZM12 176V175H11ZM10 176V177H11ZM17 176V175H16ZM21 176V175H20ZM28 176V175H27ZM45 176V175H44ZM44 176H42V177H44ZM55 176V178H53V180L54 179H56L55 180V182L58 180H60V175L59 174H56V175H54ZM65 176V175H64ZM126 176H128V174L126 175ZM159 175L157 174V177H158ZM161 176H163L162 174H161ZM196 176V175H195ZM198 176V175H197ZM201 176V175H200ZM203 176V175H202ZM201 176V177H202ZM215 176V175H214ZM220 176V175H219ZM1 177V176H0ZM12 177H14V176H12ZM21 177H23V175L21 176ZM35 177V176H34ZM34 177H32V178H34ZM46 177V176H45ZM44 177V178H45ZM79 177V178H80ZM129 177V176H128ZM127 177V178H128ZM167 177V176H166ZM207 176H205L204 178H206ZM208 177H209V175H208ZM223 177V176H222ZM5 178V177H4ZM7 178V177H6ZM18 178H20V177H18ZM27 178V177H26ZM32 178H31V180H32ZM74 178H75V176H74ZM88 178V179H89ZM123 178V177H122ZM130 178V177H129ZM133 178H131V180L133 179ZM161 178H163V177H161ZM161 178L159 179V180H157V184L155 185V184H153V185H155V193L156 192H158V197H157V199H156V202L158 203V204H160V205H163L164 203H162V201L164 202L165 200L164 199H167L168 197H170V196H174V198H176L177 199V201H179V203H181L180 202V200H184V199H187L186 198V195L185 194H183V192L181 191V190H175L174 188V186L171 184V182L170 183H168V182H166L167 180H165V182H163V180H161ZM168 178V177H167ZM190 178V177H189ZM212 177H210V179H211ZM1 179V178H0ZM15 179V178H14ZM23 179V178H22ZM22 179H21V181H22ZM34 179H36V178H34ZM38 179H40V178H38ZM50 179H51V177H50ZM124 179V178H123ZM125 179H126V177H125ZM134 179L132 180V181H134ZM156 179V178H155ZM158 179V178H157ZM166 179V178H165ZM196 179V178H195ZM202 179V178H201ZM207 179H209V178H207ZM214 179V178H213ZM233 179V178H232ZM16 180H17V178H16ZM29 180V179H28ZM31 180H29V182L31 181ZM41 181H44V180H42V179H40ZM48 180V179H47ZM52 180V181H53ZM66 180V179H65ZM65 180H62L63 182L65 181ZM83 181H84V179H82ZM81 180V181H82ZM92 180H94L95 182H93ZM130 180V179H129ZM172 180V179H171ZM197 180H199V178L197 179ZM203 180V179H202ZM206 180V179H205ZM6 181V180H5ZM9 181V180H8ZM25 181H26V179H25ZM49 181V180H48ZM51 181V180H50ZM49 181V182H50ZM61 181V182H62ZM120 181H122L121 179H120ZM126 181V180H125ZM128 181V180H127ZM142 181V182H143ZM150 180H149V182H150V184L152 183ZM173 181V180H172ZM177 181V180H176ZM175 181V182H176ZM190 181V180H189ZM228 181H230V180H228ZM236 181V180H235ZM252 181V180H251ZM14 182V180L12 181V183ZM17 181H15V183H16ZM24 182V180L22 181V183ZM29 182H27V183H29ZM32 182V181H31ZM47 183V182H44V184L42 183L41 185H44L43 186V188L42 189H45L46 190V192H47V190H51V189H53L50 185H52L51 183ZM60 182V183H61ZM71 182V181H70ZM131 182V181H130ZM141 182V181H140ZM139 182V183H140ZM155 182V181H154ZM205 182V181H204ZM203 182V183H204ZM249 182V181H248ZM8 183H10V182H8ZM41 183V182H40ZM122 183H124V182H122ZM121 183V184H122ZM133 183V182H132ZM144 183V182H143ZM148 183V182H147ZM146 183V184H147ZM200 183V182H199ZM198 183V184H199ZM230 183V182H229ZM242 183H241V185H242ZM7 184V183H6ZM11 184V183H10ZM14 184V183H13ZM12 184V185H13ZM17 184H18V182H17ZM25 185H26V183H24ZM31 183H29V185H30ZM55 184V183H54ZM58 184V188H60L59 186H61L59 183H57ZM79 184V183H78ZM104 185L103 186V188H101L100 186L101 185ZM119 184H120V182H119ZM125 184V183H124ZM137 184V183H136ZM142 183H140V184H138V186L139 185H141ZM145 184V183H144ZM149 184V185H150ZM164 184V185H163ZM213 184H216V183H213ZM1 185H3V184H1ZM16 185V184H15ZM19 185V184H18ZM18 185H16V186H18ZM28 185V184H27ZM26 185V186H27ZM32 185V184H31ZM34 185H35V183H34ZM39 185V184H38ZM72 185V184H71ZM83 185V184H82ZM132 185V184H131ZM133 185H135V183L133 184ZM132 185V186H133ZM148 185V184H147ZM186 185V184H185ZM189 185V184H188ZM187 185V186H188ZM200 185V184H199ZM231 185V184H230ZM5 186V185H4ZM3 186V187H4ZM7 186V185H6ZM21 186V185H20ZM24 186V185H23ZM23 186H22V188H23ZM25 186V187H26ZM54 186V185H53ZM66 186V185H65ZM80 186V185H79ZM123 187H124V185H122ZM126 186V185H125ZM129 186V185H128ZM132 186H130V188H133ZM146 186V185H145ZM193 186V185H192ZM239 186V185H238ZM247 186V185H246ZM2 187V186H1ZM9 187V186H8ZM31 186H29L28 187V189L30 188ZM51 187V189H49ZM69 187V186H68ZM122 187V188H123ZM137 187V186H136ZM154 187V186H153ZM177 187V186H176ZM250 187V186H249ZM256 188H257V186H255ZM254 186H253V188H255ZM7 188V187H6ZM13 188H15V187H13ZM22 188H21V190H22ZM37 188H38V186H37ZM71 188V187H70ZM125 188V187H124ZM123 188V189H124ZM127 188V187H126ZM129 188V187H128ZM135 188V187H134ZM139 188V187H138ZM146 188H148V187H146ZM146 188H145V190H146ZM150 188V187H149ZM181 188H183V186L181 187ZM180 188V189H181ZM188 188H190V186L188 187ZM188 188H187V190H185L186 189V186H185V189H183L184 191H187L188 192ZM194 188L196 189V187L194 186ZM193 188V189H194ZM198 188V187H197ZM234 188H235V186H234ZM244 188V187H243ZM9 189L10 188H8V192H9ZM11 189H12V187H11ZM17 189V188H16ZM19 189V188H18ZM73 189V188H72ZM142 189V188H141ZM144 189V188H143ZM178 189V188H177ZM191 189V188H190ZM260 189V190H261ZM6 190V189H5ZM13 190V189H12ZM33 190H34V187H33ZM32 190V191H33ZM38 190H40V189H38ZM67 190V189H66ZM99 190H97V191H95V193L96 192H98ZM120 190H121V188H120ZM132 190V189H131ZM138 190H140V189H138ZM154 190H153V192H154ZM212 190V189H211ZM215 190V189H214ZM233 190V189H232ZM251 190V189H250ZM254 190V189H253ZM252 190V191H253ZM259 190V191H260ZM1 191V190H0ZM7 191V190H6ZM28 191V190H27ZM60 191V190H59ZM59 191H58V194H59ZM62 191H63V189H62ZM74 191V190H73ZM82 191H85V190H82ZM132 191H134V190H132ZM141 191V190H140ZM193 191V190H192ZM201 191V190H200ZM256 191V190H255ZM254 191V192H255ZM13 192V191H12ZM30 192H31V190H30ZM34 193L36 192L35 190L33 191ZM42 191H40V193H41ZM52 192V191H51ZM61 192V191H60ZM70 192V191H69ZM100 192V191H99ZM120 192V191H119ZM117 193L115 196H112L111 194L109 195V196H107L106 198V202H107V204H108V209L106 210V212L104 213L103 211H101L103 214H104V216H106L105 218H107L108 220L109 219H114L115 220V218L117 217V215L120 213H123V212H125L127 209L129 210V209H131L132 208V206L134 205L133 204V200H137V198H135V197H130V196H132V194L130 195V196H127L125 193H127V189L125 190L124 189V191H121L122 193ZM131 191H129L128 193H130ZM138 192V191H137ZM142 192L144 193V191L142 190ZM146 192H148V191H146ZM152 192V193H153ZM236 192H237V190H236ZM247 192V191H246ZM262 193H264L263 192V190L261 191ZM29 193V192H28ZM33 193V194H34ZM36 193H38V192H36ZM49 193V192H48ZM48 193H46V194H48ZM66 192H64V194H65ZM82 193H85V192H82ZM87 193V192H86ZM92 193H90V194H92ZM134 193V192H133ZM151 193V194H152ZM241 193V192H240ZM242 193H244L243 195H245L246 193L245 192H242ZM258 193V192H257ZM0 194H1V192H0ZM6 194H8V193H6ZM5 194V195H6ZM24 194H25V192H24ZM43 196H44V194L43 193H41ZM40 194V195H41ZM53 194V193H52ZM57 194V193H56ZM55 194V195H56ZM68 194V193H67ZM76 194V193H75ZM78 194H80V192L78 193ZM88 194V193H87ZM87 194L85 195V196H87ZM96 194H99V193H96ZM104 194V195H103ZM135 194H137V193H135ZM142 194V193H141ZM144 194H146V193H144ZM202 194V193H201ZM227 194V193H226ZM230 194V193H229ZM259 194H260V192L257 194L258 196H259ZM3 195H4V193H3ZM17 195V194H16ZM26 195V194H25ZM24 195V196H25ZM36 197H37V195L38 194H34ZM33 195V196H34ZM59 195H61V194H59ZM66 195V194H65ZM77 195V194H76ZM138 195H139V193H138ZM137 195V196H138ZM148 195H150V193L148 194ZM147 195V196H148ZM154 195V194H153ZM157 195V194H156ZM194 195V194H193ZM236 195V194H235ZM247 196L249 195V193L247 192V194H246ZM245 195V196H246ZM253 195V194H252ZM257 195H256V197H257ZM261 195V194H260ZM262 195H264V194H262ZM7 196V195H6ZM14 196V195H13ZM18 196V195H17ZM20 196V195H19ZM29 196V195H28ZM27 196V197H28ZM48 196V195H47ZM46 196V197H47ZM51 196V193H50V195H49V197ZM52 196H54V194L52 195ZM62 196V195H61ZM67 197L68 196H71V194H69V195H66ZM81 196V195H80ZM80 196H78L77 198H79ZM85 196H83V198L85 197ZM140 197H141V195H139ZM147 196H146V198H147ZM150 196H152V195H150ZM188 196V195H187ZM202 196V195H201ZM209 196V195H208ZM217 196V195H216ZM222 196H223V194H222ZM240 196V195H239ZM238 196V197H239ZM3 196H1V198H2ZM21 197V196H20ZM39 197V196H38ZM38 197H37V199L36 200H38ZM49 197H48V199H49ZM59 197V196H58ZM74 197H76V196H74ZM100 197H98V198H100ZM154 197V196H153ZM195 197V196H194ZM194 197H192L191 199L192 200H194ZM203 197V196H202ZM204 197H206V195L204 196ZM203 197V198H204ZM243 198H244V196H242ZM249 197H251L250 195L247 197L248 198V200H249ZM262 197H264V196H262ZM11 198V197H10ZM25 197H23V199H24ZM30 198V197H29ZM55 198V197H54ZM71 197H68V199H70ZM73 198V197H72ZM76 198V199H77ZM96 198V197H95ZM104 198V197H103ZM133 198H135V199H133ZM200 198V197H199ZM214 198V197H213ZM217 198V197H216ZM241 198V197H240ZM246 198V197H245ZM246 198V199H247ZM258 198V197H257ZM17 199V198H16ZM18 199H19V197H18ZM33 199V198H32ZM31 199V200H32ZM44 199V198H43ZM46 199V198H45ZM47 199V200H48ZM67 199V200H68ZM91 199V198H90ZM105 199V198H104ZM155 199V198H154ZM198 199V198H197ZM253 199V198H252ZM259 199H261V197H259ZM263 199V198H262ZM1 200V199H0ZM34 200V199H33ZM50 200V199H49ZM98 200H100V199H98ZM102 200V199H101ZM100 200V201H101ZM146 201H147V199H145ZM170 200H171V198H170ZM218 200V199H217ZM247 200V201H248ZM256 200V199H255ZM5 200H3V202H4ZM25 201V200H24ZM40 201H41V199H40ZM43 201V200H42ZM58 201V200H57ZM72 201L75 203V200H74V198L72 199ZM125 201H127L128 203L125 205L124 204V202ZM138 202L140 201V200H137ZM167 201V200H166ZM224 201H226V204H228L229 202H228V199L227 200H225L224 199ZM246 201V200H245ZM244 201V202H245ZM250 201H252V200H250ZM257 201H258V199H257ZM260 201H264V200H260ZM6 202H8V200L6 199ZM10 202V201H9ZM14 202V201H13ZM16 202V201H15ZM19 202V201H18ZM23 202V201H22ZM46 202H48V201H46ZM53 202H55V201H53ZM53 202H51V203H53ZM76 202H78V200H76ZM85 202V201H84ZM99 202V201H98ZM141 202V204H139V207L141 206V207H143V208H147V206H149L148 204H150L149 202H144L143 200L142 201H140ZM194 202H196V201H194ZM213 201L211 200V203H212ZM217 202V201H216ZM236 202V201H235ZM11 203H12V201H11ZM21 203V202H20ZM26 203H27V199H26ZM41 203V202H40ZM39 203V204H40ZM43 203V205H44V202H42ZM41 203V204H42ZM65 202L63 201V204H64ZM67 203H70V202H67ZM72 203V202H71ZM74 203H72V204H74ZM82 203V202H81ZM135 203V202H134ZM137 203V202H136ZM183 203V202H182ZM181 203V204H182ZM190 203V202H189ZM193 203V202H192ZM206 203V202H205ZM208 203H210V202H208ZM218 203V202H217ZM249 203V202H248ZM247 203V204H248ZM252 203V202H251ZM250 203V204H251ZM254 203H256V202H254ZM253 203V204H254ZM263 203V202H262ZM1 204V203H0ZM3 204V203H2ZM5 204H7V203H5ZM5 204H3L1 207H3ZM14 204V203H13ZM18 204V203H17ZM46 204V203H45ZM55 204V203H54ZM58 204V203H57ZM76 204V203H75ZM92 204V203H91ZM106 204V205H107ZM133 204V205H132ZM138 204V203H137ZM155 204V203H154ZM167 204V203H166ZM185 204H186V202H185ZM188 204V203H187ZM186 204V205H187ZM200 204V203H199ZM204 204V203H203ZM214 204V203H213ZM224 204V203H223ZM222 203H221V205L219 206L218 204V206L219 207H217V208H213L214 209V211H203L204 213H203V215H200V213L201 212H199L198 213V211L195 209V208H193V209H195L193 212V214H194V216H196V222H198V224H200L202 227H204L205 228V230H204V228H203V233L205 234V237L207 236V237H211L212 239H217L218 237H217V235L218 236H220V238H221V233L223 232V230H221V232H219L218 230H220V228L218 227V224L216 223L218 220L217 219H215V223L217 224V226H216V224L213 222V221H211L212 223H214V224H212L211 225V223H208V221L209 220H211V218H210V214H211V212H214L217 216H219L220 214H221V212L223 211V207L226 205H223ZM233 204V203H232ZM246 204V205H247ZM259 204H261V202H259L258 201V205ZM10 205H12V204H10ZM19 205V204H18ZM37 205V204H36ZM62 205V204H61ZM67 205V204H66ZM70 205V204H69ZM68 205V206H69ZM88 205V204H87ZM102 205H104V204H102ZM195 205H196V203H195ZM202 205V204H201ZM201 205L199 206V207H201ZM216 205V204H215ZM239 205V204H238ZM245 205V204H244ZM15 205H12V207H14ZM23 206V205H22ZM25 206V205H24ZM46 206V205H45ZM125 206H127V207H125ZM164 206V205H163ZM173 206V205H172ZM182 206H184V204H182ZM204 206V205H203ZM241 206V205H240ZM8 207V206H7ZM16 207V206H15ZM14 207V209H15V211H16V208ZM18 207V206H17ZM38 207H41V206H39L38 205ZM47 207H49V206H47ZM92 207H94V206H92ZM106 207V208H107ZM138 207V205H137V208L138 209H140ZM155 207V206H154ZM184 207H186V206H184ZM190 207V206H189ZM196 207V206H195ZM245 207V206H244ZM252 207H254V206H252ZM255 207H257V206H255ZM260 207V206H259ZM56 208V207H55ZM99 208V207H98ZM102 208V207H101ZM124 208H126V210L124 209ZM136 208V209H137ZM232 208V207H231ZM250 208V207H249ZM258 208V207H257ZM35 209V208H34ZM49 208H47V210H48ZM62 209V208H61ZM65 209V208H64ZM96 209V208H95ZM103 209H104V207H103ZM102 209V210H103ZM134 209V206H133V208L131 209L132 211H135V210H133ZM153 209V208H152ZM163 209V208H162ZM161 209V210H162ZM171 209H173V208H171ZM190 208H188L187 207V211L189 210ZM204 209V208H203ZM213 209H211V210H213ZM239 209V208H238ZM255 210H256V208H254ZM254 209H253V212H258L257 210L256 211H254ZM262 209H263V211H264V203L262 204ZM2 210V209H1ZM12 210V209H11ZM47 210H46V212H47ZM51 210V209H50ZM49 210V211H50ZM52 210H54V208H52ZM57 210V209H56ZM68 210V209H67ZM70 210V209H69ZM127 210V211H128ZM155 210H156V208H155ZM158 210V209H157ZM164 210V209H163ZM185 210V211H186ZM199 210V209H198ZM205 210V209H204ZM248 210H250L251 211V209H248ZM10 211V210H9ZM19 211H21L20 209H19ZM66 211V210H65ZM64 211V212H65ZM91 211H92V209H91ZM91 211H89V212H91ZM126 211V212H127ZM147 211V210H146ZM149 211V210H148ZM150 211H152L153 212V210H150ZM200 211V210H199ZM202 211V210H201ZM230 211V210H229ZM234 211V210H233ZM23 212V211H22ZM21 212V213H22ZM42 212V211H41ZM53 212V211H52ZM57 213H59V210L58 211H56ZM61 212V211H60ZM64 212H63V214H64ZM72 212V211H71ZM96 212V211H95ZM129 212V211H128ZM142 212V211H141ZM140 212V213H141ZM152 212H149V214L148 215H150ZM160 212V211H159ZM172 212V211H171ZM210 214H209V213ZM239 212V211H238ZM245 212V211H244ZM3 213H5L4 211H3ZM11 213V212H10ZM34 213V212H33ZM43 213H44V210H43ZM50 213V212H49ZM62 213V212H61ZM66 213V212H65ZM94 213V212H93ZM131 213V212H130ZM129 213V214H130ZM189 213V212H188ZM214 213H212V214H214ZM249 213V212H248ZM252 213V212H251ZM52 214H54V212L52 213ZM90 214H92V213H90ZM90 214H88L89 216H90ZM125 214V213H124ZM127 214V213H126ZM136 214H138V213H136ZM153 214V213H152ZM187 214V213H186ZM211 214V215H212ZM244 214V213H243ZM254 214V213H253ZM259 214L260 213H257V215H255L256 216V218L258 217L259 218ZM41 215V214H40ZM49 215V214H48ZM58 215V214H57ZM57 215H55V216H57ZM86 215V214H85ZM93 215V214H92ZM95 215V214H94ZM93 215V216H94ZM98 214H96L95 216H97ZM101 215V214H100ZM160 215V214H159ZM174 215V214H173ZM235 215V214H234ZM233 215V216H234ZM252 215V214H251ZM250 215V216H251ZM43 216V215H42ZM62 216V215H61ZM66 216V215H65ZM69 216V215H68ZM92 216V218H94ZM123 216V215H122ZM136 216V215H135ZM141 215H139V217H140ZM158 216V215H157ZM238 216V215H237ZM261 216H263V215H261ZM2 217V216H1ZM4 217V216H3ZM8 217V216H7ZM17 217V216H16ZM48 217V216H47ZM58 217V216H57ZM103 217V216H102ZM121 217V215L119 216V218ZM131 217V216H130ZM159 217V216H158ZM171 217V216H170ZM188 217V216H187ZM211 217H213V215L211 216ZM216 217V216H215ZM221 217H224V216H221ZM220 216H219V218H221ZM229 217H231V216H229ZM242 217V216H241ZM244 217V216H243ZM252 217H253V215H252ZM6 218V217H5ZM44 218V217H43ZM52 218V217H51ZM59 218H60V220L61 221H63V219H61V217H60V215H59ZM67 218V217H66ZM66 218H64L65 220H68V218L66 219ZM90 218V217H89ZM132 218V217H131ZM134 218V217H133ZM161 218V217H160ZM164 218V217H163ZM210 218V219H209ZM218 218V219H219ZM239 218V217H238ZM255 218V217H254ZM257 218V219H258ZM262 218V217H261ZM261 218H259V219H261ZM264 218V217H263ZM16 219V218H15ZM18 219V218H17ZM21 219V218H20ZM56 219V218H55ZM58 219V218H57ZM82 219V218H81ZM123 219V218H122ZM138 219V218H137ZM141 219H142V217H141ZM143 219H144V217H143ZM192 219V218H191ZM222 219V218H221ZM225 219V218H224ZM230 219V218H229ZM247 219H251V221H253L252 220V218H247ZM9 220V219H8ZM59 220V221H60ZM93 220V219H92ZM113 220V221H114ZM119 220V219H118ZM117 220V221H118ZM134 220V219H133ZM145 220V219H144ZM155 220H157V219H155ZM162 220V219H161ZM208 220V221H207ZM217 220V221H216ZM231 220V221H230ZM230 220H228V218H227V222H230V224H228L227 226V228H230L232 225H234V224H231V223H234L233 222V220H236V218L235 217H233L232 219H230ZM3 221V220H2ZM1 221V222H2ZM58 220H54V223L55 222H57ZM87 221H88V219H87ZM93 221H95V220H93ZM194 221V220H193ZM192 221V222H193ZM194 221V222H195ZM221 221V220H220ZM220 221H219V224H220ZM226 221V220H225ZM225 221H223L222 220V222H225ZM255 221H257L256 219L254 220V222L253 223H255ZM70 222V221H69ZM84 222H86V221H84L83 220V223ZM133 222V221H132ZM148 222H149V219H148ZM191 222V221H190ZM192 223L193 225L196 223ZM221 222V223H222ZM243 222H245V221H243ZM13 223V222H12ZM16 223V222H15ZM63 223V222H62ZM65 223V222H64ZM64 223H63V226H64ZM82 223V222H81ZM92 223V222H91ZM101 223V222H100ZM120 224H121V222H119ZM119 223H117V224H119ZM138 223V222H137ZM178 223V222H177ZM238 223V222H237ZM249 223V222H248ZM263 223H264V220H263ZM17 224H19V223H17ZM75 224H77V223H75ZM79 224V223H78ZM113 224V223H112ZM119 224V225H120ZM226 224V223H225ZM240 224H243L242 222H240ZM245 224V223H244ZM258 224H259V222H258ZM20 226H21V224H19ZM56 225H60V224H56ZM129 225H131V224H129ZM145 225V224H144ZM176 225H180V224H176ZM176 225H175V227H176ZM184 225H186V224H184ZM184 225H182L183 227L181 228V225L180 226H177L178 228H177V230L176 231H171L170 230V233H168L169 235H167L166 237L167 238H172V239H176V237H178V235H177V233L178 232H182V231H184V232H186L187 231V229H188V222H187V225L186 226H184ZM197 225V224H196ZM223 225V224H222ZM253 225V224H252ZM255 225V224H254ZM253 225V226H254ZM5 226V225H4ZM17 226V225H16ZM22 226H23V224H22ZM80 226V225H79ZM84 226V225H83ZM114 226H116V225H114ZM200 226V227H201ZM221 226V225H220ZM237 226H238V224H237ZM236 226V227H237ZM251 226V225H250ZM249 226V227H250ZM2 227V226H1ZM10 227V226H9ZM12 227V226H11ZM55 227H57V226H55ZM69 227V226H68ZM113 227V226H112ZM145 227V226H144ZM197 227V226H196ZM217 227H218V230H216L217 229ZM233 227V229H234V226H232ZM245 227V226H244ZM263 227H264V225H263ZM14 228V227H13ZM21 228V227H20ZM23 228V227H22ZM64 228V227H63ZM75 228V227H74ZM84 228H85V226H84ZM115 228H117V226L115 227ZM128 228V227H127ZM190 228V227H189ZM222 228V227H221ZM237 228H239V227H237ZM254 228H255V226H254ZM259 228V227H258ZM70 229V228H69ZM79 229V228H78ZM131 229V228H130ZM193 229V228H192ZM191 229V230H192ZM199 229H201V228H199ZM198 229V230H199ZM232 228H230V230H231ZM233 229H232V231H233ZM242 229V228H241ZM262 229V228H261ZM15 230V229H14ZM82 230V229H81ZM86 230V229H85ZM124 230V229H123ZM127 230V229H126ZM133 230V229H132ZM175 230V229H174ZM186 230V231H185ZM197 230V229H196ZM226 230V229H225ZM235 230V229H234ZM6 231H7V229H6ZM10 231V230H9ZM22 231H24V230H22ZM38 231V230H37ZM70 230H68V232H69ZM74 231V230H73ZM83 231V230H82ZM134 231V230H133ZM216 231H218V232H216ZM227 231V230H226ZM225 231V232H226ZM229 231V230H228ZM236 231V230H235ZM242 231V230H241ZM244 231H245V228H244ZM247 231V230H246ZM254 231V230H253ZM259 231V230H258ZM12 232V231H11ZM14 232V231H13ZM26 232V231H25ZM41 232V231H40ZM46 232V231H45ZM52 232H55V231H52ZM76 232V231H75ZM173 232V233H172ZM230 233H231V231H229ZM234 232V231H233ZM102 233V232H101ZM120 233H121V231H120ZM119 233V234H120ZM125 233V232H124ZM179 233V234H180ZM188 233H190V232H188ZM196 233V232H195ZM210 233V234H209ZM244 233V232H243ZM246 233V232H245ZM262 233H263V231H262ZM8 234H10V233H8ZM13 234V233H12ZM12 234H11V236H12ZM15 234H17L16 232H15ZM20 234H22V233H20ZM28 234V233H27ZM29 234H31V233H29ZM66 234V233H65ZM69 234V233H68ZM97 234V233H96ZM174 234H176V236L174 237ZM197 234H199V232L197 233ZM219 234H221V235H219ZM227 234H228V232H227ZM238 234V233H237ZM18 235V234H17ZM42 235V234H41ZM71 235V234H70ZM77 235V234H76ZM87 235V234H86ZM94 234H92V236H93ZM158 235V234H157ZM165 235V234H164ZM190 235V234H189ZM188 235V236H189ZM201 235V234H200ZM200 235H197V236H200ZM228 235H230V234H228ZM16 236V235H15ZM20 236V235H19ZM32 236H34V235H32ZM88 236V235H87ZM90 236V235H89ZM92 236H90V238L92 237ZM104 236H106V235H104ZM187 236V237H188ZM227 236V235H226ZM226 236L224 235V238L223 239H225L226 238ZM250 236V235H249ZM1 237V236H0ZM14 237V236H13ZM17 237V236H16ZM24 237V236H23ZM22 237V239H24ZM37 237H40V236H38L37 235ZM55 237H57L56 235H55ZM94 237V236H93ZM107 237V236H106ZM237 237V236H236ZM242 237H244V236H242ZM248 237V236H247ZM246 237V238H247ZM256 237V236H255ZM20 238V237H19ZM80 238V237H79ZM95 238V237H94ZM100 238V237H99ZM99 238H97V239H99ZM148 238V237H147ZM161 239L163 238V236L161 235V237H160ZM190 238V237H189ZM245 238V239H246ZM12 239V238H11ZM13 239H15V241L14 240H12V241H14V243H11V244H13L12 245V247H11V250H13L14 252H19V250H23L22 252H23V254L25 253V252H27L28 250H30L29 249V245L30 244H24V243H22L19 239V241L20 242H18V241H16L17 240V238H13ZM28 239V238H27ZM39 239V238H38ZM46 239V238H45ZM77 239V238H76ZM157 239V238H156ZM159 239V238H158ZM157 239V240H158ZM161 239H159V241L161 240ZM192 239V238H191ZM199 239V238H198ZM201 239H202V237H201ZM210 239V238H209ZM219 239V238H218ZM232 240H233V238H231ZM238 239H241V238H238ZM248 239L250 240V238L248 237ZM261 239H263V238H261ZM2 240V239H1ZM10 240V239H9ZM35 240V239H34ZM34 240H33V242H34ZM40 240V239H39ZM43 240V239H42ZM42 240H40V241H42ZM55 240V239H54ZM56 240H57V238H56ZM90 241H92L91 239H89ZM95 240V239H94ZM163 240V239H162ZM190 240V239H189ZM202 240H204V239H202ZM220 240V239H219ZM218 240V241H219ZM242 241H244V239H241ZM253 240H254V238H253ZM253 240L251 239V241L253 242ZM256 240V239H255ZM254 240V241H255ZM25 242H26V240H24ZM74 241V240H73ZM101 241V240H100ZM103 241V240H102ZM153 241H155V240H153ZM167 241H168V239H167ZM201 241V240H200ZM217 241V240H216ZM222 241V240H221ZM225 241V240H224ZM239 241V240H238ZM238 241H233L234 243H239ZM250 241V242H251ZM11 242V241H10ZM43 242H45V243H40V244H47L46 243V240H43ZM59 242V241H58ZM88 242V241H87ZM152 242V241H151ZM150 241H149V243L148 244H150L151 243ZM180 242V241H179ZM192 242V241H191ZM212 242V241H211ZM220 242V241H219ZM227 242V241H226ZM228 242H229V240H228ZM230 242H231V240H230ZM249 242V243H250ZM258 242V241H257ZM9 243V242H8ZM27 243H28V241H27ZM35 243H38V242H35ZM50 243H51V241H50ZM57 243V242H56ZM85 243V242H84ZM96 243V242H95ZM102 243V242H101ZM101 243H100V245H101ZM108 243H109V241H108ZM153 243V242H152ZM157 243V242H156ZM200 243V242H199ZM210 243V242H209ZM223 243V242H222ZM221 243V244H222ZM254 243V242H253ZM259 243V242H258ZM262 243H264V241L262 242ZM34 244V243H33ZM32 244V245H33ZM39 244V243H38ZM61 244V243H60ZM93 244V243H92ZM110 244V243H109ZM140 244V243H139ZM145 244V243H144ZM170 244V243H169ZM185 244H187L188 245V243H185ZM202 244V243H201ZM217 244V243H216ZM229 244V243H228ZM227 244V245H228ZM230 244H233V243H230ZM71 245H73L72 243H71ZM85 245V244H84ZM159 245V244H158ZM166 245V244H165ZM198 245V244H197ZM204 245V244H203ZM212 245V244H211ZM210 245V246H211ZM220 245V244H219ZM225 245V244H224ZM245 245V244H244ZM250 245V244H249ZM253 245V244H252ZM260 245V244H259ZM258 245V246H259ZM5 246V245H4ZM4 246H3V248H4ZM8 246H9V244H8ZM11 246V245H10ZM34 246V245H33ZM55 246H56V244H55ZM57 246H59V244L57 245ZM56 246V247H57ZM61 246V245H60ZM87 245H85V247H86ZM150 246V245H149ZM152 246V245H151ZM150 246V247H151ZM200 246V245H199ZM216 246H218V245H216ZM221 246V245H220ZM220 246H218V247H220ZM231 246V245H230ZM229 246V247H230ZM261 246V245H260ZM35 247V246H34ZM43 247V246H42ZM56 247H54L55 249H56ZM66 247V246H65ZM88 247V246H87ZM140 247V246H139ZM145 247V246H144ZM158 247V246H157ZM160 247V246H159ZM162 247V246H161ZM160 247V248H161ZM208 247V246H207ZM207 247H205V248H207ZM222 247V246H221ZM224 247V246H223ZM235 247V246H234ZM239 247V246H238ZM243 247V246H242ZM246 247H247V244H246ZM2 248V247H1ZM1 248H0V250H1ZM6 248H8V247H6ZM60 248H62V246L60 247ZM59 248V249H60ZM67 248H69V247H67ZM77 248V247H76ZM90 248V247H89ZM143 247H141V249H142ZM152 248V247H151ZM155 248V247H154ZM203 248V247H202ZM209 248V247H208ZM212 248V247H211ZM213 248H214V246H213ZM233 248V247H232ZM236 248H237V245H236ZM241 247H239V249H240ZM250 248H251V246H250ZM249 248V249H250ZM10 249V248H9ZM8 249V250H9ZM28 249V250H27ZM32 249V248H31ZM36 249V248H35ZM51 249V248H50ZM66 249V248H65ZM91 249V248H90ZM103 249V248H102ZM139 249V248H138ZM200 249V248H199ZM210 249V248H209ZM208 249V250H209ZM235 249V248H234ZM247 249V248H246ZM257 249V248H256ZM259 249V248H258ZM34 250V249H33ZM44 250V249H43ZM73 250H74V248H73ZM140 250V249H139ZM148 250V249H147ZM155 250V249H154ZM153 250V251H154ZM163 250V249H162ZM189 250V249H188ZM215 250V249H214ZM235 250H237V249H235ZM254 250V249H253ZM261 250V249H260ZM31 251V250H30ZM48 251V250H47ZM79 251V250H78ZM93 251V250H92ZM130 251V250H129ZM159 251V250H158ZM160 251H161V249H160ZM194 251V250H193ZM242 252H240L242 255H244L245 254V250L243 249V250H241ZM247 251H249L248 249H247ZM0 252H4V250L3 251H0ZM7 252H9V251H7ZM21 251H20V254L22 253ZM33 252V251H32ZM49 252V251H48ZM47 252V253H48ZM56 252H57V250H56ZM56 252H54L53 253V258H54V260H55V253ZM60 252H62V251H60ZM128 252V251H127ZM146 252V251H145ZM149 252V251H148ZM156 252V251H155ZM164 252V251H163ZM172 252V251H171ZM220 252V251H219ZM222 252H223V250H222ZM226 253H227V251H225ZM257 253H258V251H256ZM40 253V252H39ZM51 253V252H50ZM49 253V254H50ZM57 253H59V252H57ZM137 253H140V252H137ZM153 253V252H152ZM193 253V252H192ZM209 253H210V251H209ZM231 253H233L232 251H231ZM236 253H239V251H237ZM252 253V252H251ZM27 254V253H26ZM26 254H25V256H26ZM29 254V253H28ZM40 254H42V253H40ZM49 254H46V256H48L49 257ZM60 254V253H59ZM58 254V255H59ZM65 254V253H64ZM69 254V253H68ZM93 254H96V253H93ZM136 254V253H135ZM135 254H133V255H135ZM163 254V253H162ZM164 254H167V253H164ZM174 254V253H173ZM182 254V253H181ZM222 254V253H221ZM234 254V253H233ZM260 254V253H259ZM18 255V254H17ZM44 255H45V253H44ZM43 254L41 255V256H44ZM52 255V254H51ZM51 255H50V257H51ZM57 255V256H58ZM67 255V254H66ZM72 255V254H71ZM160 255V254H159ZM183 255V254H182ZM227 255V254H226ZM248 255H249V253H248ZM12 256H14V253H13V255ZM11 256V257H12ZM20 256V255H19ZM19 256H17L18 258H19ZM22 256V255H21ZM20 256V257H21ZM24 256V257H25ZM28 256V255H27ZM38 256H40V255H38ZM164 256V255H163ZM205 257H206V255H204ZM236 256V255H235ZM235 256L233 257V258H235ZM238 256V255H237ZM246 256V255H245ZM250 256V255H249ZM255 256V255H254ZM261 256V255H260ZM16 257V256H15ZM23 257V259H26V258H24ZM30 257V255L28 256V258ZM61 257V256H60ZM78 257V256H77ZM86 257V256H85ZM135 257V256H134ZM151 257V256H150ZM173 257V256H172ZM261 257H264V256H261ZM2 258V257H1ZM0 258V259H1ZM33 258V257H32ZM40 258V257H39ZM53 258H52V260H51V258H49V262L48 263H50V261H52V262H55V263H57V261H53ZM75 258V257H74ZM157 258V257H156ZM159 258H161L160 256H159ZM169 258H171V256H169ZM184 258V257H183ZM201 258V257H200ZM208 258V257H207ZM214 258V257H213ZM223 258H224V256H223ZM230 258V257H229ZM240 258V257H239ZM245 258V257H244ZM249 258V257H248ZM247 258V259H248ZM253 258V257H252ZM12 259H14V258H12ZM36 259V258H35ZM61 259V258H60ZM60 259H59V262H60ZM71 259H72V257H71ZM77 259V258H76ZM82 259V258H81ZM125 259V258H124ZM142 259V258H141ZM153 259V258H152ZM174 259V258H173ZM232 259V258H231ZM238 259V258H237ZM241 259V258H240ZM240 259H238V260H240ZM243 259V258H242ZM246 259V258H245ZM258 259V258H257ZM260 259V258H259ZM4 260V259H3ZM9 260V259H8ZM18 260V259H17ZM27 260V259H26ZM43 260V259H42ZM131 260V259H130ZM140 260V259H139ZM156 260H158V259H156ZM175 260V259H174ZM219 260V259H218ZM1 261V260H0ZM21 260H19V262H20ZM31 261H32V259H31ZM37 261V260H36ZM39 261H41V260H39ZM38 261V262H39ZM45 261H46V258H45ZM43 262V263H46V262ZM64 261V260H63ZM69 261V260H68ZM77 261V260H76ZM79 261V260H78ZM87 261V260H86ZM132 261V260H131ZM145 261H147V260H145ZM163 261V260H162ZM220 261H221V259H220ZM222 261H224L223 259H222ZM251 261V260H250ZM253 261V260H252ZM258 261V260H257ZM261 261V260H260ZM3 262V261H2ZM5 262V261H4ZM6 262H7V260H6ZM5 262V263H6ZM8 262H10V261H8ZM23 262H24V260H23ZM35 261H33V263H34ZM38 262L37 263H34V264H38ZM42 262V261H41ZM41 262H39V263H41ZM149 262V261H148ZM165 262V261H164ZM205 262V261H204ZM206 262H208V261H206ZM225 262V261H224ZM239 262V261H238ZM247 262H249V260H247ZM47 263V264H48ZM54 263V264H55ZM71 263V262H70ZM76 263V262H75ZM135 263V262H134ZM141 263V262H140ZM154 263V262H153ZM159 263V262H158ZM174 263V262H173ZM243 264H245L244 262H242ZM241 263V264H242ZM251 263V262H250ZM20 264V263H19ZM23 264V263H22ZM25 264V263H24ZM30 264H32V262H30ZM50 264H52V263H50ZM64 264H66V263H64ZM73 264H74V262H73ZM78 264V263H77ZM83 264V263H82ZM133 264V263H132ZM135 264H138V263H135ZM142 264H144V263H142ZM147 264V263H146ZM148 264H150V262L148 263ZM165 264V263H164ZM181 264V263H180ZM218 264H219V262H218ZM226 264V263H225ZM228 264V263H227ZM238 264V263H237ZM252 264V263H251Z\"/></svg>","mask_w":264,"mask_h":264}]
</instances>
